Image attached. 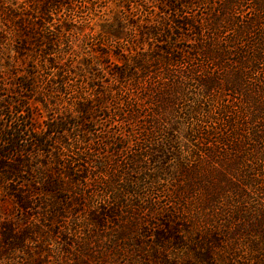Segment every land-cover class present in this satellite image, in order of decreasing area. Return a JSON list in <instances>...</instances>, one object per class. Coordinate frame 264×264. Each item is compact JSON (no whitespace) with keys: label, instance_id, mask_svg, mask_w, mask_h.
<instances>
[{"label":"trees","instance_id":"trees-1","mask_svg":"<svg viewBox=\"0 0 264 264\" xmlns=\"http://www.w3.org/2000/svg\"><path fill=\"white\" fill-rule=\"evenodd\" d=\"M13 1L0 0L8 27L0 25V56L15 53L8 59L29 67L15 82L23 121L35 119L39 110L45 114L41 127H27L37 136L24 138L25 123L1 132L0 184L7 192L0 195V208L11 197L26 219L41 214L55 222L70 214L71 227L61 234L69 252L83 247L81 233L89 225L103 231L108 222L128 219L117 236H133L145 225L135 211H153L156 205L151 199L142 206L151 196L142 190L158 191L162 178L177 175L184 180L170 195L172 208L156 223L153 238L143 242L150 234L142 230L127 249L155 264H264V79L250 80L264 62V0H249L247 15L240 11L244 0H223L220 13L208 22L183 14L193 0H161L152 10L151 0H108L107 16L100 19L90 0ZM77 1L88 12L80 27L65 17L55 21L59 10L76 15ZM73 27L95 41L88 55L72 39ZM48 67L55 73L40 79ZM257 75L264 77L263 67ZM190 82L202 86L199 96ZM223 84L245 106L238 142L223 134L213 139V125L182 131L186 119L209 114L199 97ZM71 86H76L68 93L71 103L64 105L60 94ZM181 102L185 106H178ZM109 103L137 127L144 144L115 170L104 169L102 161L94 164L97 172L75 159L68 162L72 140L88 142L93 132L87 123L96 124L101 114L109 117ZM4 106L0 100V109ZM229 109L221 103L216 113L227 115ZM179 133L189 142L185 157L173 146ZM126 137L107 142L110 159L123 154ZM33 153L41 157L35 164L26 158ZM191 158L195 161L185 167L184 159ZM33 210L38 214H30ZM197 225L211 230H198L188 241L186 232ZM35 231L0 221V260L23 252ZM104 251L93 256L96 264L110 248ZM91 260L83 257L80 264Z\"/></svg>","mask_w":264,"mask_h":264},{"label":"rangeland","instance_id":"rangeland-1","mask_svg":"<svg viewBox=\"0 0 264 264\" xmlns=\"http://www.w3.org/2000/svg\"><path fill=\"white\" fill-rule=\"evenodd\" d=\"M18 1L21 2V0ZM90 1L96 7L99 19L103 16H107L109 5L108 0ZM151 1L152 3L148 5L150 10L155 8V6L161 2V0ZM193 1L196 2L185 7L183 9V14L192 18L194 17L197 20L201 18L205 19L206 22H208L213 16H217L220 13V4L223 2V0ZM244 1V5L240 11L247 15L252 10L249 4L250 1ZM13 2H17V0ZM80 7V2L77 1L76 8L79 12L73 16L69 14L68 9L67 11L65 9L59 10L55 21L57 22V20L65 17V19L72 21L73 26L80 27V24L86 20L88 15L87 9H82ZM235 12L237 13L239 10H236ZM4 18H6V15L0 14V25L3 28H8L5 25L6 22ZM73 28H75V31L71 34L72 39L75 40L77 46L81 47L83 54L88 55L91 53L90 46H93L95 41L91 40V35L87 36L86 32L80 31L79 28L76 27ZM12 44L13 39H10L7 46L10 48ZM185 44L191 45L189 42H181V45ZM6 56V59H3L2 56H0V100H2L3 105H6L4 106V109H0V135L2 134L1 132L3 129H8L5 127L9 125L25 123V130H27L28 126L29 128L41 127L45 114V112L39 110L35 119L23 121V112H20V106H18V103H16L20 97L18 95L19 89L16 87L15 82L20 76H22V72H24L25 69H28L29 67L25 62H21L17 58H15L16 61L18 60L17 63L8 59L9 56L16 57L15 53L7 54ZM9 64H11L12 67H10ZM205 64L208 63L205 62ZM262 67L264 70V62L260 63L258 70L250 74V80L253 84H260V79H264V77L257 75ZM55 69L56 68L51 69L50 67L45 68L41 74L45 75L46 77H41L40 79L48 78L50 74L55 73ZM106 80L108 79L106 78ZM190 83L192 84L191 89L196 92L197 96H199L202 93V86L196 82ZM76 86L80 88V90L82 89L80 84H77ZM76 86L67 87L65 89L67 93L60 94L62 95L61 98L63 101L66 102L64 105H67L68 101L71 103V100L68 99V93L75 89ZM210 95L206 94L203 97H199L201 105L207 107L209 114L207 115L204 113H199L194 119H186L185 124H183L182 131L185 129L189 130L192 128H198V126L200 130H206L207 128L210 129L213 125L216 129L213 139L216 138V136H221L223 134L224 136L229 137L230 142H238L240 123L245 121V119L243 120L241 118L243 112L245 111L243 99L239 94L231 92L228 87L224 86V84L221 87L215 88L213 91H211ZM214 97L215 101L212 100ZM134 100L135 98L133 101ZM142 101L143 100L140 99L138 103L139 106L142 105ZM221 103H226L230 106V113H227V115L216 113V107ZM108 106L110 107L109 117L101 114V116L97 117L96 124L87 123L88 128L93 132L92 134L87 135L88 142L79 144L78 142L72 140L73 147L70 148V154L73 156V158H67L68 162H72L75 159L74 161L76 162V165L80 163L87 166L88 169L91 168L93 172H97L98 168L94 167V164L97 161H102V166H104V169L115 170L118 168V166H123L124 162L128 164L127 155L131 154L132 152L139 151L140 146L144 144L145 140L142 136H140L137 127L131 126V124L125 118L118 115V109L116 105L109 103ZM178 106H185V103L181 102V104ZM50 112L54 115V113H52L53 111ZM75 133L78 135L79 132ZM24 134L25 139L28 138L30 134H35L37 136V132L33 129L31 131L27 130V132H24ZM124 134H127L128 137H126L124 140L126 148L124 149L123 154H114V156H111L112 158L110 159L108 156L111 153V149H109L107 152V142L118 141L119 139L124 138ZM207 143L208 142L204 141L202 144ZM185 145H189V142L181 135V133H179L176 136L173 146H175L174 148H176L178 152H181L184 157L188 156V150L185 148ZM199 155L204 156L205 154L203 152L202 154L199 153ZM26 158L32 160L33 163L39 162V160H41V157L34 153L27 156ZM204 159L205 156L203 157V160ZM184 161L188 164L186 165V163H184L185 167H187L195 160L194 158H191L188 160L184 159ZM96 177L97 176H93V178L90 180H94ZM179 180L183 181L184 179L180 177L178 179L177 175L176 177L173 175H167L166 177L162 178L160 182H158V191L146 189L142 190L143 196L151 195L150 197H145L143 199L142 206L146 207V203L151 199L156 202V205L154 206L155 209H152L153 211L148 210V208H139L135 211V215L140 218L145 225H139L133 236L131 235V232L128 234L129 236H124L125 238L123 236H117L118 229L121 226H128L130 223L126 217V220H123L120 223L108 222L103 231H99V229H97V227L94 225H89L85 228L84 233H81L82 235L80 240H82L81 245L83 247L79 248L74 246L69 252L66 251L67 247L63 245L64 242L62 240L61 234L71 227V221L73 217H70V214L55 222L54 220L49 221L47 219H43L41 214L38 216L32 215L26 219L22 214V210L17 206H13V201L10 197L7 203L0 208V221H13V223L17 224L20 230H26L27 228L31 227L33 230L36 229V231L33 233L32 238L26 242L23 252H13L7 259L3 258L0 260V262L2 264H80L82 258L85 257L87 259H92L91 261H88V264H96V260L93 256L98 254L102 255V253L105 252V248H110V252H106L104 254V259H99L97 264H155L151 260H145L141 256H138L137 253L132 251L133 249L127 248L130 244H132V241L136 240V233H140L142 230H146L145 232L150 234L145 237H141L143 242L147 243L151 238H153V229L156 227V223H158V220L162 218L163 212H166L172 208L170 195H173L175 192V188L177 183L179 184ZM6 188V184H0V195L3 194L4 191L7 192ZM86 192L87 194L89 193L88 190H86ZM36 212L37 210H33L30 214H38ZM80 215L83 216L82 213L79 214V217ZM74 218L78 219V217ZM207 229L208 231L211 230L210 227L208 228L207 226L197 225L195 228L191 229L189 233L187 231L186 235L188 237V241L194 240L195 234L198 233V230L204 232ZM99 232H101L103 236H100ZM145 249H147V247H145ZM87 252L90 254V256H88Z\"/></svg>","mask_w":264,"mask_h":264}]
</instances>
